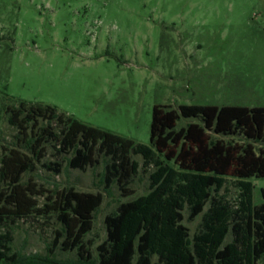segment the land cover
<instances>
[{
	"label": "rangeland",
	"instance_id": "obj_1",
	"mask_svg": "<svg viewBox=\"0 0 264 264\" xmlns=\"http://www.w3.org/2000/svg\"><path fill=\"white\" fill-rule=\"evenodd\" d=\"M20 101L52 105L143 144H150L156 104L264 106V0H0V159L18 135L5 106ZM191 120L197 119L181 118L177 128ZM224 138L246 141L241 135ZM256 147L264 149V142ZM71 156L49 145L42 161H60L62 172L39 164L23 182L39 193V207L71 186L103 193L85 236L98 256L107 238L106 216L149 191L150 169L133 155L141 167L126 191L118 182L106 189L108 157L97 154L93 165L79 169L67 166ZM252 181L260 203L264 178ZM219 195L238 205L235 178ZM184 214L193 236L202 215L190 221ZM36 217L12 225L15 252H48L61 223L56 214ZM56 251L57 258L77 257L76 250Z\"/></svg>",
	"mask_w": 264,
	"mask_h": 264
},
{
	"label": "trees",
	"instance_id": "obj_2",
	"mask_svg": "<svg viewBox=\"0 0 264 264\" xmlns=\"http://www.w3.org/2000/svg\"><path fill=\"white\" fill-rule=\"evenodd\" d=\"M17 142L3 147L0 159V261L4 264H261L264 259V186L255 202L253 178H264V106L182 104L153 107L150 144L87 125L48 104L20 101L6 105ZM181 118L188 121L177 128ZM241 135L239 143L224 137ZM71 153L67 166L86 169L96 155L109 158L103 180L126 191L143 157L150 169L149 191L122 202L105 218L107 238L94 256L85 236L103 202L101 192L68 187L39 207V194L25 173L39 164L56 174L60 161L43 162L47 147ZM22 149H25L22 150ZM240 188L238 205L219 195L228 178ZM209 207L206 209L207 205ZM202 215L191 236L183 223ZM56 214L61 223L44 255L14 251L12 225L21 218ZM49 217V216H48ZM231 237V240H227ZM76 250L57 258L56 250Z\"/></svg>",
	"mask_w": 264,
	"mask_h": 264
}]
</instances>
